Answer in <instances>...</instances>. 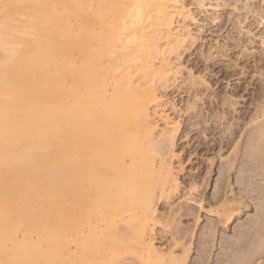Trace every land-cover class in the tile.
I'll return each mask as SVG.
<instances>
[{"label": "bare ground", "instance_id": "bare-ground-1", "mask_svg": "<svg viewBox=\"0 0 264 264\" xmlns=\"http://www.w3.org/2000/svg\"><path fill=\"white\" fill-rule=\"evenodd\" d=\"M211 2L224 13L221 20L216 10L207 14ZM201 14L217 33L231 26L233 36L227 39L231 52L259 43V55L242 51L220 75H246L240 64L242 69L252 64L260 71L258 95L264 99V0H0L2 258L9 245L15 250L11 258L16 259V212L32 208L36 180L56 181L62 175L63 186H54L52 195L65 212L66 264H84L79 259L90 255L84 257L81 241L101 228L114 232L117 220L123 233L132 236L128 241L162 258L149 221L156 212L157 192L168 195L166 185L173 182L176 127L164 114L158 92L169 90L181 72L175 63L184 60L196 41L187 23H197ZM217 59L208 56L203 62L214 68ZM51 142L67 148L62 171L57 170L61 162L51 163L46 152L33 150ZM46 163L50 166L40 169ZM100 239L94 238L98 244ZM106 246L99 249L107 250ZM169 249L168 258L173 254ZM101 254L104 259L111 255Z\"/></svg>", "mask_w": 264, "mask_h": 264}, {"label": "rangeland", "instance_id": "rangeland-1", "mask_svg": "<svg viewBox=\"0 0 264 264\" xmlns=\"http://www.w3.org/2000/svg\"><path fill=\"white\" fill-rule=\"evenodd\" d=\"M213 3L215 5L216 2ZM213 3L209 7L212 10L207 13L210 16V11L214 13L216 10ZM188 8L192 10L194 6L189 5ZM221 12L216 10L215 14H220L217 20L224 17ZM204 17L207 18L201 14L197 23H187L189 29L193 30L195 44L184 54V60L175 63L181 74L173 77L175 81L171 78L172 86L169 90L158 92L162 100L160 101L164 104V114H168V118H171L169 122L174 121L175 126H172L176 127H172L176 132L171 129L175 134L172 133L175 136L172 135L175 138L174 142L172 141L175 147L173 146L174 156L171 160L174 174L170 179L173 184L166 185L170 186L171 191L165 188L168 195L161 193V196L160 192H157L159 197L155 196L156 200L154 199L156 212L154 217L150 218L152 221H149L155 239L154 247L161 249L162 258L156 257L155 254L153 256L151 251L135 245L133 240L128 241L131 235L123 233L126 230L117 220L116 228L114 227L117 232L122 230V233L119 231L121 235H130H122L126 243L120 239L119 232V237L116 236L114 228V232L106 230L107 233L101 228L96 234L90 233L89 237L80 243V247L85 244L83 247L87 251H83L84 255H100L94 258L97 262L100 260V264L103 260L106 262L102 264H168L173 258L178 260V264H264V99L258 95L260 71L252 67V64H245L242 69L243 65L240 64L239 69L244 70L246 75H220V72H225L223 70L237 62L244 54L242 51L257 55L261 46L255 42L249 48L231 52L227 40L233 36L230 32L231 26H226L222 32L217 33V28L206 25ZM67 20L72 21L68 18ZM208 20L210 22V19ZM175 25L179 26L177 23ZM177 29L175 28V31ZM256 31L255 29L252 32ZM190 51L193 54L191 56L187 54ZM257 51L259 52L256 53ZM208 56L218 58L216 69L207 68V64L203 62ZM198 60L202 62L197 63ZM188 79L193 83L190 84ZM175 82L176 84H173ZM65 148L51 142L45 148L33 150L46 152L51 163L61 162L57 170L62 171ZM162 150H165V147ZM49 166L48 163L42 164L40 169L45 170ZM58 177L60 179L56 181L36 180L31 200L32 208L16 212V259L10 256L15 250L7 245L4 247L7 257L2 258L0 254V264H66L65 212L60 205L61 201H58L57 206V200L54 202L52 195L57 190L54 186H63V175ZM175 180L178 187L174 185ZM48 182L50 186L47 188ZM60 197L62 198L61 195ZM108 233L112 236L108 237L110 239L105 237ZM165 233H168V236ZM92 234L96 235L98 240L103 238L100 234L105 236L98 244ZM104 240H109L110 244ZM95 241L99 247L95 246ZM104 242L107 243L109 251L99 249L102 245L107 247ZM87 248L92 253L88 252ZM169 248L173 251V254L169 255L170 258L166 254L171 251ZM103 250L106 251V256L111 254V259L108 256V259L101 258V253L105 252ZM90 256L87 255L86 259L79 256L85 260H76L79 259L81 263L84 261L85 264L88 259L89 263L91 259L94 260L92 256L90 259ZM174 260L169 264H177ZM96 261L92 263L96 264Z\"/></svg>", "mask_w": 264, "mask_h": 264}]
</instances>
